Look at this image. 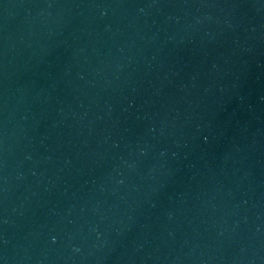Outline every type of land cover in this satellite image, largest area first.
I'll list each match as a JSON object with an SVG mask.
<instances>
[{
  "label": "water",
  "instance_id": "obj_1",
  "mask_svg": "<svg viewBox=\"0 0 264 264\" xmlns=\"http://www.w3.org/2000/svg\"><path fill=\"white\" fill-rule=\"evenodd\" d=\"M0 264H264V0H0Z\"/></svg>",
  "mask_w": 264,
  "mask_h": 264
}]
</instances>
